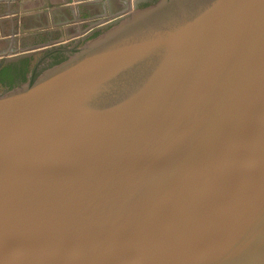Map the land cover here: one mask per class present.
Instances as JSON below:
<instances>
[{"label": "water", "instance_id": "1", "mask_svg": "<svg viewBox=\"0 0 264 264\" xmlns=\"http://www.w3.org/2000/svg\"><path fill=\"white\" fill-rule=\"evenodd\" d=\"M196 1L0 97V264H264V0Z\"/></svg>", "mask_w": 264, "mask_h": 264}, {"label": "rangeland", "instance_id": "2", "mask_svg": "<svg viewBox=\"0 0 264 264\" xmlns=\"http://www.w3.org/2000/svg\"><path fill=\"white\" fill-rule=\"evenodd\" d=\"M161 1L0 0V97L26 87L35 74L42 75L57 66L53 64L58 60L75 56L92 41ZM232 2L197 0L198 11L193 3L190 12H182L176 29L190 26V32L226 39L235 7ZM209 7L217 11L214 23L194 28L196 19Z\"/></svg>", "mask_w": 264, "mask_h": 264}, {"label": "trees", "instance_id": "3", "mask_svg": "<svg viewBox=\"0 0 264 264\" xmlns=\"http://www.w3.org/2000/svg\"><path fill=\"white\" fill-rule=\"evenodd\" d=\"M68 58H62L60 60H58L55 64H53V66L61 64L63 62H65ZM40 76V74H35L31 80V85H33L35 83V81L38 79V77Z\"/></svg>", "mask_w": 264, "mask_h": 264}]
</instances>
